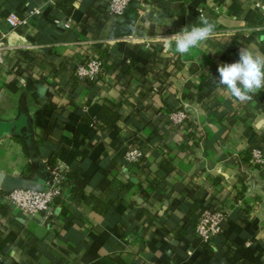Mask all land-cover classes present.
Returning <instances> with one entry per match:
<instances>
[{"label": "crops", "instance_id": "obj_1", "mask_svg": "<svg viewBox=\"0 0 264 264\" xmlns=\"http://www.w3.org/2000/svg\"><path fill=\"white\" fill-rule=\"evenodd\" d=\"M257 1H133L114 15L100 10L104 0H0V39L13 46L0 64V264H264V166L250 161L252 147L264 155V90L241 103L202 79L244 46L264 53V31L253 30L264 28ZM9 15L24 22L12 28ZM200 15L215 23L207 47L166 53L159 37ZM93 52L106 79L77 78ZM104 105L118 112L114 123L84 120ZM176 109L185 123L169 122ZM133 145L144 154L137 163L124 155ZM54 166L73 169L107 213L74 196L69 181L50 223L3 202L1 193L24 182L45 186ZM157 175L161 196L146 188ZM218 195L228 218L215 251L200 255L192 230Z\"/></svg>", "mask_w": 264, "mask_h": 264}, {"label": "built area", "instance_id": "obj_2", "mask_svg": "<svg viewBox=\"0 0 264 264\" xmlns=\"http://www.w3.org/2000/svg\"><path fill=\"white\" fill-rule=\"evenodd\" d=\"M144 3L146 0H104V10L106 14L122 15L129 5L133 2ZM256 5L264 10V1H257ZM34 13L39 10L35 9ZM202 14V9H199ZM24 20L17 19L9 15L6 17V23L15 28ZM68 26V23H66ZM100 40L88 41L89 45ZM12 45L0 39V64L5 60L8 50H12ZM129 62V61H127ZM228 61L227 63H233ZM75 75L79 79L102 80L106 79L105 61L102 57L88 55L83 58L82 62L77 64ZM169 122L173 125L185 123L188 118L186 112L182 109H176L167 113ZM125 159L131 163L140 162L144 158L143 152L137 146H131L125 151ZM250 161L260 167L264 166V155L259 147L251 148ZM68 169L62 166H54L47 170V181L45 186L40 188H27L17 186L1 193L3 202L8 203L11 207L28 215H39L42 221L46 223L52 222L55 218H59V201L61 200V192L65 182V173ZM228 203L224 201L218 207H206L198 214L194 224L195 238L202 244H205L215 251L212 238L215 234L222 231L224 222L228 218ZM196 246V247H195ZM193 248H198L197 243Z\"/></svg>", "mask_w": 264, "mask_h": 264}, {"label": "clouds", "instance_id": "obj_3", "mask_svg": "<svg viewBox=\"0 0 264 264\" xmlns=\"http://www.w3.org/2000/svg\"><path fill=\"white\" fill-rule=\"evenodd\" d=\"M253 30L264 31V28ZM215 36V23L200 15L198 23L186 26L170 37L160 36L159 39L166 53L184 56L195 48L207 47V41ZM238 55L237 61L219 65L218 79H214L230 98L243 103L251 101L253 96L264 90V53L244 46L240 48Z\"/></svg>", "mask_w": 264, "mask_h": 264}, {"label": "trees", "instance_id": "obj_4", "mask_svg": "<svg viewBox=\"0 0 264 264\" xmlns=\"http://www.w3.org/2000/svg\"><path fill=\"white\" fill-rule=\"evenodd\" d=\"M99 6H100V10L103 13H105L104 2H101L99 4ZM62 7H64V6H62ZM63 9H64V12H69L71 8L67 9L64 7ZM20 52H21L20 54H22V53L24 54L23 58L25 60H27V57H25V54H27L28 52L22 51V50ZM92 55L97 56V57H102L99 53H95V52H93ZM122 72H124V70H122ZM214 78L218 79L217 68L214 69L212 74H202L203 80L207 81L212 86H217L218 84L216 83ZM85 80L92 82V80H90V79H85ZM118 116H119V114L117 111H113L108 106L104 105L97 112V114L93 120L89 117H84V120H86L87 122H89L91 124L97 125L99 127H105V126H109L112 123H114L118 119ZM248 158H249V155L247 154L246 156L244 155L243 157H241L240 160H245ZM50 160H51V158H50ZM159 168H160V170L161 169L163 170V173H167L169 171V166H168L167 161L163 160V162L159 164ZM65 176H66V178H65L64 183H67L69 181L68 183L72 184V191H73L74 196H76L78 198H82L86 201H93L94 208L98 209V211L103 213V214L107 213L109 206L106 204V202H104L102 199L98 198L97 196H95L92 193L86 195L82 192L83 187L85 185V182L79 178L78 174L73 169L67 170L65 173ZM160 180H162V178L158 175L156 177L152 176V177L146 178V183H147L146 188H152V190H153V187H155L154 188L155 190H153V192H152V195H154V196H161V195L166 194L163 191L164 187L158 188V186L161 182ZM158 198H160V197H158ZM224 201H225V199H223L220 195H218V196L213 197L212 200L209 201L208 204H206V207H210V206L218 207ZM193 231H194V229L192 230V235L194 233ZM121 234L124 236H127L129 234V231H127L126 228L124 227L121 231ZM195 242L199 244L198 254L207 255L211 251L207 245L199 242L197 240V238H195ZM222 254H223V252H222ZM209 257H211V254ZM101 264H126V262L120 257H116L114 259L109 258V257H104L101 261Z\"/></svg>", "mask_w": 264, "mask_h": 264}, {"label": "water", "instance_id": "obj_5", "mask_svg": "<svg viewBox=\"0 0 264 264\" xmlns=\"http://www.w3.org/2000/svg\"><path fill=\"white\" fill-rule=\"evenodd\" d=\"M22 187H27V188H37L36 186L32 185L31 183L28 182H24L22 185Z\"/></svg>", "mask_w": 264, "mask_h": 264}, {"label": "rangeland", "instance_id": "obj_6", "mask_svg": "<svg viewBox=\"0 0 264 264\" xmlns=\"http://www.w3.org/2000/svg\"><path fill=\"white\" fill-rule=\"evenodd\" d=\"M3 40V39H2Z\"/></svg>", "mask_w": 264, "mask_h": 264}]
</instances>
